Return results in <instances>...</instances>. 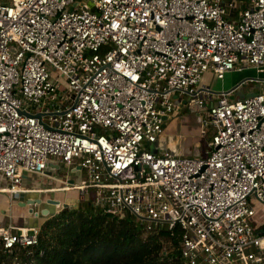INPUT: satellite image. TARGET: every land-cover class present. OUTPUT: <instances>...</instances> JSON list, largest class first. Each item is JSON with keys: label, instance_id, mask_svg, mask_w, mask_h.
I'll list each match as a JSON object with an SVG mask.
<instances>
[{"label": "built area", "instance_id": "2783aa9c", "mask_svg": "<svg viewBox=\"0 0 264 264\" xmlns=\"http://www.w3.org/2000/svg\"><path fill=\"white\" fill-rule=\"evenodd\" d=\"M263 65L264 0H0L1 189L38 190L25 177L51 163L82 169L59 188L148 231L179 227L185 264H264V225L251 222L264 203V79L246 96L249 79L203 82ZM181 93L212 133L205 156L155 147ZM40 230L0 224V249L32 263Z\"/></svg>", "mask_w": 264, "mask_h": 264}, {"label": "trees", "instance_id": "16d2710c", "mask_svg": "<svg viewBox=\"0 0 264 264\" xmlns=\"http://www.w3.org/2000/svg\"><path fill=\"white\" fill-rule=\"evenodd\" d=\"M143 223L91 201L64 206L41 224L39 249H45L44 255L36 252V260L24 264H185L179 227L173 234L162 226L148 231ZM0 264H13L1 249Z\"/></svg>", "mask_w": 264, "mask_h": 264}, {"label": "crops", "instance_id": "0c3cea01", "mask_svg": "<svg viewBox=\"0 0 264 264\" xmlns=\"http://www.w3.org/2000/svg\"><path fill=\"white\" fill-rule=\"evenodd\" d=\"M238 71V70H235ZM233 72V73H232ZM234 71L228 72L226 76L228 77L220 79L213 72L207 71L204 74L203 82L209 84L215 91L222 90H230L233 87L237 86L242 80H234L232 75ZM210 78L208 80V77ZM213 79H219L216 82H213ZM227 79V80H226ZM247 79V78H244ZM211 81V82H210ZM228 81V82H227ZM239 91H250L252 89H257L254 85H249V83H245L244 85L237 88ZM237 91V93L239 92ZM178 99H181V103L179 104V109L175 113L168 114L165 118L164 129L160 136L161 140L165 142V144L161 143L163 147L161 148H170L172 150H176L183 155L188 156H200L201 154H195L197 152L196 147L193 144V137L196 136V133L193 131L194 126L199 130L201 125V116L198 112V108L192 106V113L184 112L183 109H188L191 102L187 96V94L181 93L177 95ZM200 129V130H201ZM159 138V141H160ZM209 145L207 146V150ZM194 151H196L194 153ZM83 173L82 169H75L74 167H67L63 164L59 163H51L49 168L43 174H33L26 175L25 177V186L29 188H35L38 190H33L29 192L39 193L40 196L44 200H48L49 198L59 200L60 203L69 201H74L78 199V192L75 189H62L59 188L63 184H65V180L70 179L71 181L77 180L81 177ZM7 184L5 178L0 177V224H8L13 222L17 225H28L22 223L24 218H29V212L25 210L28 208L29 210L32 205L22 204L21 202L27 201L30 198H35L37 196H29L26 197V192L16 193L15 195H11L10 192H6L1 189ZM51 187H55V189H50ZM58 187V188H56ZM65 192L66 194H61ZM60 193V194H59ZM60 203H57L59 205ZM16 205H21L17 210L15 209ZM65 206V205H64ZM63 207L61 204L57 207V212ZM35 209H37L35 207ZM16 217L20 222H15L13 218Z\"/></svg>", "mask_w": 264, "mask_h": 264}, {"label": "rangeland", "instance_id": "374dc122", "mask_svg": "<svg viewBox=\"0 0 264 264\" xmlns=\"http://www.w3.org/2000/svg\"><path fill=\"white\" fill-rule=\"evenodd\" d=\"M227 77H228V75L226 76V78ZM232 77L236 81L239 80V79L242 80L244 78H247V79H249L248 83H249L250 86L254 85L255 87L259 88L262 85V82H261V80H258V79L254 80V78H262V79H264V65L260 69H258L256 67H251V68H246V69L241 70V71H234V74L232 75ZM209 79L210 78L208 77V80ZM217 80H219V79H213V82H216ZM192 106H194L196 108V106L193 103H191L189 108L185 109V110L183 109V111L184 112H188V113H192L193 112V110L191 108ZM200 129H201V127L198 130L194 126L193 131L191 129V132L196 133V136L192 138L194 147H196L195 149H197V152L194 151V153L196 152L195 154H201L200 155V157H201V156H205V154H206L207 146L210 144V142L212 140V136H211L212 133L211 132L203 133ZM161 143L165 144V142H163L161 140V138H160V141L159 142L157 141L155 147L160 149V147H163V145H161ZM75 191H77V190H75ZM61 194H66V193L62 192ZM29 196H37L38 197V196H40V194L39 193H33V192H27L26 193V197L29 198ZM80 203L81 202L77 201V199H76L74 201H71L69 205L78 206ZM61 204L64 207V205L67 204V202H62L59 205H57V204H53V203L48 202V200H44V205L46 207H49L51 209V212L56 211L57 207L60 206ZM19 206L21 207V205H19ZM19 206L15 204L14 207L17 210L18 208H20ZM27 209L28 208H25L26 212L27 211L29 212L30 217L29 218H24L22 220V223H25V224H28V225L38 224L40 222L39 219L34 217L33 215H31L30 211L27 210ZM132 216L135 217L134 215H132ZM13 220L15 222H20L16 217H14ZM251 222L253 223V225L255 227H258L259 225H264V203L259 201V200L256 202V215H254L251 218ZM143 225H144V223H143ZM144 227H145V225H144ZM168 248H169V246H168ZM11 258H12V256H11ZM12 260H13L12 262H14V261L16 262L18 259L16 257H14ZM19 264H22L21 261L19 262Z\"/></svg>", "mask_w": 264, "mask_h": 264}, {"label": "water", "instance_id": "95a60500", "mask_svg": "<svg viewBox=\"0 0 264 264\" xmlns=\"http://www.w3.org/2000/svg\"><path fill=\"white\" fill-rule=\"evenodd\" d=\"M255 93H257L256 90L248 91V92L244 90V92L239 91L237 94L240 96H246V95H253ZM48 202L53 203V204L60 203L59 200H55L52 198H49ZM21 203L24 204V206L32 205V207L29 209V211H30L31 215L38 218L40 221L38 224H34V225H30V226L39 227V226H41L43 221H45L47 218H49V217H51L57 213V209H56V211L51 212V209L44 205V199L41 196H38L35 198H30L26 202L23 201ZM68 205H69V203L65 204V206H68ZM35 207L37 209H35Z\"/></svg>", "mask_w": 264, "mask_h": 264}, {"label": "clouds", "instance_id": "9594fccd", "mask_svg": "<svg viewBox=\"0 0 264 264\" xmlns=\"http://www.w3.org/2000/svg\"><path fill=\"white\" fill-rule=\"evenodd\" d=\"M29 192V191H28ZM41 227V226H40ZM11 259V258H10Z\"/></svg>", "mask_w": 264, "mask_h": 264}]
</instances>
